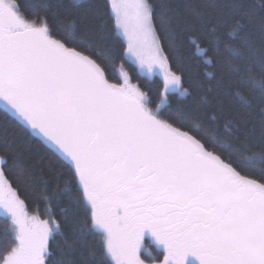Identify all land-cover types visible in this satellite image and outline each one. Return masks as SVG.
<instances>
[{"label":"snow or ice","instance_id":"6c2138e0","mask_svg":"<svg viewBox=\"0 0 264 264\" xmlns=\"http://www.w3.org/2000/svg\"><path fill=\"white\" fill-rule=\"evenodd\" d=\"M0 217V264H264V0H0Z\"/></svg>","mask_w":264,"mask_h":264},{"label":"trees","instance_id":"16d2710c","mask_svg":"<svg viewBox=\"0 0 264 264\" xmlns=\"http://www.w3.org/2000/svg\"><path fill=\"white\" fill-rule=\"evenodd\" d=\"M138 68V66H136ZM143 79L145 80H156L157 82H159V77H158V74L157 72H153V73H145V75L143 76ZM17 134L19 135V133L17 132ZM31 147L33 149L37 148L38 146L36 145H31ZM7 228V221L3 218V217H0V241L3 240L4 236H5V230ZM9 235H11V233H8ZM148 240L147 241H151L150 238H147ZM152 244H148V247L153 250V254L156 255V253L159 251L157 248H156V245L151 241Z\"/></svg>","mask_w":264,"mask_h":264},{"label":"rangeland","instance_id":"374dc122","mask_svg":"<svg viewBox=\"0 0 264 264\" xmlns=\"http://www.w3.org/2000/svg\"><path fill=\"white\" fill-rule=\"evenodd\" d=\"M147 240H148V239L146 238V240H145V245H146V247H147L148 249H150V248L148 247V244H152V243H151L152 240H151V241H147ZM152 242H153V241H152ZM153 243H154V242H153ZM153 255H154V254H153Z\"/></svg>","mask_w":264,"mask_h":264}]
</instances>
